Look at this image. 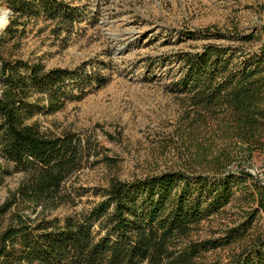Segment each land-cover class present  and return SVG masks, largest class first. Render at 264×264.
Instances as JSON below:
<instances>
[{"label":"trees","instance_id":"1","mask_svg":"<svg viewBox=\"0 0 264 264\" xmlns=\"http://www.w3.org/2000/svg\"><path fill=\"white\" fill-rule=\"evenodd\" d=\"M0 5L10 10L2 42L15 27L40 16L62 22L68 32L78 21L76 11L60 0H0ZM202 35L226 40L176 54L184 72L174 90L196 108L192 131L194 123L205 125L214 116L221 138L235 136L241 143L199 144L194 157L199 168L188 164L113 179L97 189L100 199L92 206L62 219L10 211L22 203L46 208L69 201L65 182L83 157L75 132H46L36 117L108 79L83 64L46 69L40 61L0 56V184L15 171L23 174L11 198L0 204V264H198L204 254L231 245L225 258L208 264H264V179L237 160L245 150L250 153L251 141L264 139V23L255 33L207 29ZM254 41L256 49L248 45ZM231 203L237 206L235 218L217 236L192 238L201 222L226 213Z\"/></svg>","mask_w":264,"mask_h":264},{"label":"rangeland","instance_id":"2","mask_svg":"<svg viewBox=\"0 0 264 264\" xmlns=\"http://www.w3.org/2000/svg\"><path fill=\"white\" fill-rule=\"evenodd\" d=\"M60 1L78 15L71 31L61 28L62 22L40 16L15 27L2 42L9 13L0 27V56L40 61L46 69L83 64L87 70L99 69L108 80L98 88L89 85L81 98L67 101L56 112L36 117L46 132L70 130L81 139L80 166L65 182L69 201L46 208L43 203H22L10 211L19 210L31 219L41 215L62 219L92 206L100 199L97 189L113 179L128 180L188 164L199 168L194 160L199 144L241 143L239 137L221 138L216 126L221 122L210 115L205 125L194 123L192 131L189 123L198 118L197 111L184 93L174 90L184 72V64L174 57L200 52L207 43L225 42L204 38L207 29L257 32L264 23V0ZM248 45L256 49L258 42ZM250 143V153L245 150L237 160L248 162L251 172L264 179V139ZM22 178L19 171L4 178L0 204L11 198ZM234 212L237 206L231 203L226 213L201 222L192 238L217 236L215 231L235 218ZM231 249L232 245L208 252L198 264L225 258Z\"/></svg>","mask_w":264,"mask_h":264},{"label":"water","instance_id":"3","mask_svg":"<svg viewBox=\"0 0 264 264\" xmlns=\"http://www.w3.org/2000/svg\"><path fill=\"white\" fill-rule=\"evenodd\" d=\"M0 13H2V18H5L6 16L9 15L10 10L8 8H6V9H0Z\"/></svg>","mask_w":264,"mask_h":264},{"label":"clouds","instance_id":"4","mask_svg":"<svg viewBox=\"0 0 264 264\" xmlns=\"http://www.w3.org/2000/svg\"><path fill=\"white\" fill-rule=\"evenodd\" d=\"M6 23H7L6 19L0 18V27L4 26V24Z\"/></svg>","mask_w":264,"mask_h":264},{"label":"bare ground","instance_id":"5","mask_svg":"<svg viewBox=\"0 0 264 264\" xmlns=\"http://www.w3.org/2000/svg\"><path fill=\"white\" fill-rule=\"evenodd\" d=\"M0 18H2V13H0Z\"/></svg>","mask_w":264,"mask_h":264}]
</instances>
